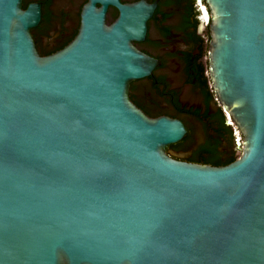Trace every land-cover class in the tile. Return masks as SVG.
<instances>
[{
	"label": "water",
	"instance_id": "1",
	"mask_svg": "<svg viewBox=\"0 0 264 264\" xmlns=\"http://www.w3.org/2000/svg\"><path fill=\"white\" fill-rule=\"evenodd\" d=\"M217 102L242 137L225 166L174 159L177 119L129 96L157 62L152 9L112 25L89 0L76 37L41 56L40 7L0 0V264H264V0H205Z\"/></svg>",
	"mask_w": 264,
	"mask_h": 264
},
{
	"label": "flooded vegetation",
	"instance_id": "2",
	"mask_svg": "<svg viewBox=\"0 0 264 264\" xmlns=\"http://www.w3.org/2000/svg\"><path fill=\"white\" fill-rule=\"evenodd\" d=\"M89 0H22L23 9L40 7L30 32L41 56L64 49L76 37L81 12ZM152 9L145 34L134 47L157 65L129 85L130 100L148 117L181 121L186 134L167 147L178 161L225 166L241 153L242 137L214 95L210 76L211 15L205 0H102L105 21L112 25L120 7Z\"/></svg>",
	"mask_w": 264,
	"mask_h": 264
}]
</instances>
